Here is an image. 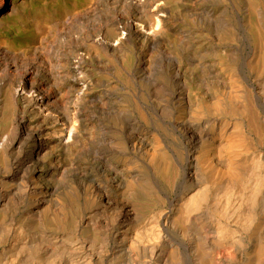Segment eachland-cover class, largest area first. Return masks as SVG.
Wrapping results in <instances>:
<instances>
[{
  "label": "bare ground",
  "instance_id": "6f19581e",
  "mask_svg": "<svg viewBox=\"0 0 264 264\" xmlns=\"http://www.w3.org/2000/svg\"><path fill=\"white\" fill-rule=\"evenodd\" d=\"M157 1L73 0L53 25L35 12L43 35L37 46L0 37V264H264V154L253 150L264 144V0L239 6L245 39L220 22L254 53L243 83L220 70L231 49L180 33L171 11L180 2ZM5 4L0 0L1 28ZM11 8L14 20L27 13L24 3ZM187 56L203 76L195 87L181 60ZM116 61L141 81L161 61L171 87L164 101L173 109L164 106V118L179 132L177 162L159 133L109 108L106 96L90 97V73L109 72ZM211 84L220 94L210 93ZM151 88L160 108L157 93L166 86ZM110 118L125 121L118 148ZM100 141L111 147L94 146ZM110 150L141 153L148 166L138 169L139 161L126 157L121 169L107 158ZM83 155L92 156V170ZM152 178L165 190H185L163 198ZM155 200L170 210L151 209Z\"/></svg>",
  "mask_w": 264,
  "mask_h": 264
},
{
  "label": "rangeland",
  "instance_id": "374dc122",
  "mask_svg": "<svg viewBox=\"0 0 264 264\" xmlns=\"http://www.w3.org/2000/svg\"><path fill=\"white\" fill-rule=\"evenodd\" d=\"M63 1L64 0H61V1L60 0H43V1H41V0H24V1L23 0H14V1L13 0H6V4L4 7V14H3V22H4L3 28H4V30H3V28L0 27L1 28L0 29L1 30L0 31V37L5 38V40H8L10 42H16L17 44H19L18 42L21 40L20 43L28 46V48H33V47L37 46L42 41L43 35L40 34L36 29L37 23L34 21L35 20V12L43 11V12L48 14L49 17L47 19H45V21L47 20V25H48V23H49V25L50 24H52V25L56 24L55 21H57V23L60 21V14L63 11V7L66 5H69L71 7L74 3L73 0H65L66 2L65 1L63 2ZM178 1L180 2V4L178 6H176V4H175L176 2L171 3V5L173 4L172 10H171L172 13L174 15H177L178 17H180V20L181 19L184 20V21L183 20L180 21L177 19L178 31L180 33L185 32L184 34L187 33L186 31L193 32L194 36L195 35L200 36V38L203 40L201 42V44H203V45L205 44L207 47L211 46L214 49L220 47L221 49L223 48L222 50H230L231 49L232 51L231 50L230 51H231V54L233 56L231 58H229L230 60L227 59L225 62H223L225 64H224V66L223 65L220 66V70H221V68L222 69L224 68L222 71L224 72V70H225L228 75L231 73L230 74L231 77L233 74L231 71L235 72L233 77L234 78L236 77L235 79H238L239 81H241L243 83V81L246 78L245 75L247 76V73L249 70V68H248L249 66H247V65H249V63L251 62V59L254 58V53L251 51V49L249 47H246L248 45L243 40V39H245L244 35H243V33L245 31V30L243 31L244 24H245V21H244L245 20V14H244V10H242V9L240 10L239 6H241L243 4L244 0H240V1H238V0H219L218 1V0H216V2L212 3V4L210 2L212 0H207L205 2L201 1V0H178ZM32 2H34V3H32ZM70 2H72V3H70ZM160 2L161 1L158 2L157 0H155V4H159ZM223 2H225V3H223ZM21 3L25 4V6L27 8V13L25 16H22L20 19L14 20V18H12L14 13L12 12L11 7L13 5L20 6ZM223 4L225 5V7ZM33 6L34 7L36 6V7L32 10L31 7H33ZM208 8L215 9L214 13L215 12H217V13L214 14V17L213 16L211 17V13H208L209 12L207 10ZM192 9H193V11H192ZM206 10H207V12H206ZM28 11H30L29 14H28ZM202 11H203V13H202ZM4 16L6 19H4ZM27 16H28V18H27ZM10 18H12V19H10ZM221 19L228 20L229 24L231 25V26L230 25L228 26L229 30L234 28L232 30L233 33L239 29L238 33L240 34V36L242 35L243 41L241 40V38L236 39V41L231 40L230 38L232 36H230V34H226L224 24H220ZM38 20H43V19L39 18ZM211 20H212V22H210ZM182 21H183V23H181ZM7 22H8V24H7ZM172 22H173L172 25H173V30H174V28L176 27L175 26L176 21L172 20ZM5 24H6V27H5ZM94 24L95 23H93V25ZM220 26H222V27H220ZM226 28H227V26H226ZM8 29H9V31H8ZM11 30H12V33H11ZM34 30H36V31H34ZM35 32H37V33H35ZM194 32H196V33H194ZM18 35H20V36H18ZM15 36H17V37H15ZM225 36H227V37H225ZM12 40H14V41H12ZM35 41H36V43H35ZM37 41H39V42H37ZM33 42H34V44H33ZM28 43H29V45H28ZM197 46H199V44ZM248 55L251 58L248 57ZM193 57L194 56H187L181 60L183 62H185L184 64L186 65L185 68L187 70L185 68H184V70L187 71V77L189 78L187 80L188 84H190L192 87H195V85H197L196 84L197 80L199 78L201 79L203 76L200 75L201 70H199L198 67H195V65H193V62H194L193 60H195V57L194 58ZM160 62L161 61H159V63ZM159 63L155 64V68H153V75H151L152 77L150 78V80H149V78L146 77L147 79L145 78L144 81H141V79H138L136 76L133 75L137 72V70H135V69H132L133 72L131 73V76L127 75V74H126L127 75L126 76L125 73L120 71L122 69V64L120 62H117V61L114 62V65H113L114 68L109 72H107L106 70L102 71L99 69H94L89 75L91 87H90L88 92H89L90 97L92 99H96L98 96H106L105 102L109 108H113L115 106L114 108H116V109L119 108V110H122V111H129V113L132 116L131 117L132 122L133 123L139 122L138 124L140 126L144 127L145 132H151L153 134L159 133L160 138L162 137L161 140L166 145V149H167L169 158L171 160H173V162H175V161L177 162V159H176L177 158V150L176 149H177V147L179 149V146L176 144H178L180 142L179 141L180 140L179 139V132L172 129L173 126L170 123H172L173 120L164 118V116L166 115V112H164V106H168V105L171 106V108L168 109V110L171 109L170 112L173 110L172 105L164 101V98H166L165 95L169 92L171 87L169 84V79L167 78V75L165 74V72L160 71ZM223 63L221 61L220 64H223ZM187 64H189V65H187ZM228 66H230V67H228ZM218 72H220V71H218ZM218 72H216V73H218ZM197 74H199V75H197ZM233 77L229 81H234ZM212 81H214V80L209 79V82H212ZM153 83L154 84L157 83L158 85H161V86L164 85V87L166 86L165 92L157 93L158 96L161 94L160 101L162 99V105L160 106V108H157V106H153L154 104H153L152 100L157 99L155 97V92L157 91V88L156 89L151 88V85ZM113 88H114V90H113ZM217 90H218L217 86L215 84H211V90H210L211 92L210 93L220 94V91H217ZM110 91H113V94H112L113 96H109L110 93H108V92H110ZM157 100L159 101V99H157ZM164 102L167 105H164L165 104ZM157 109H159V110H157ZM177 115L178 114H176V116ZM221 116L226 117L227 115H221ZM134 118L137 120H134ZM227 118L231 121H234V119L232 117L228 116ZM166 121H168V122H166ZM108 122H109V127L110 126L112 127L111 132L109 133V137L111 138L110 140L112 142V145L116 146V148H118L119 147V145H118L119 141H122L124 139L120 133V129L124 127L125 121L117 119V118H110ZM169 137H171V138H169ZM112 140H114V141H112ZM95 145L100 149L111 147L110 145H108L106 143H102L101 141L95 143L94 146ZM171 145H173V146H171ZM174 146H175V148H173ZM254 147H255V148H253L254 151L259 152L262 155L264 154V152H263L264 144H261V143L257 144L256 143V144H254ZM172 148H173V150H172ZM173 151H175L176 153ZM108 156L109 157H107V158L110 160V162H113L114 163V164L112 163L113 165H116V166L118 165L121 169L124 168V163H125L126 157L131 158L133 160L137 159V161H139L138 164L141 166V167L139 166L138 169L147 167L148 163H149L148 160L143 158L141 153L137 154L136 157H135L134 153H131V152L122 156V155L117 154L116 151L110 150V154ZM92 161H93V158L91 155H83L82 162L85 164V166H89L88 168L90 170H92V168L90 167V166H92ZM85 166H83V167L85 168ZM93 170H94V168H93ZM95 173L96 172L94 171V174ZM148 174H150L149 171H148ZM85 179H80V181L82 183H87L88 180L87 179L85 180ZM152 180H153V184H154L156 191L163 198L175 199V197L178 194H181L182 191L185 190V188L182 185H179L176 188L175 192H171L169 190H165V188L162 186L161 182L157 178H152ZM80 181H78V182H80ZM155 183L158 185H156ZM154 187H153V189H154ZM152 203L153 204L150 206L151 209H154V208H162L163 209L164 208L166 210H170L169 205H161L159 203V201H157V200H155ZM151 209H149V210H151ZM170 235L171 236L173 235V237H175V238L177 237L174 232H171ZM183 258H185L184 255H183Z\"/></svg>",
  "mask_w": 264,
  "mask_h": 264
}]
</instances>
